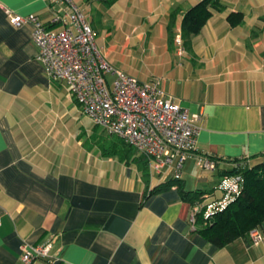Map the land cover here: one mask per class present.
Segmentation results:
<instances>
[{
    "label": "crops",
    "instance_id": "0c3cea01",
    "mask_svg": "<svg viewBox=\"0 0 264 264\" xmlns=\"http://www.w3.org/2000/svg\"><path fill=\"white\" fill-rule=\"evenodd\" d=\"M73 1L109 65L141 82L160 78L166 96L200 114L179 177L184 191L218 198L233 160L264 163V0H221L186 41L182 19L201 0ZM66 8L64 0H0V264H23V244L48 240L57 259L31 264H264V241L218 248L197 232L190 202L169 186L172 168L151 173L148 163L145 181L134 163L101 155L95 138L108 135L47 74L32 27L12 26L5 12L35 14L58 31L51 21ZM208 157L214 170L199 166Z\"/></svg>",
    "mask_w": 264,
    "mask_h": 264
},
{
    "label": "built area",
    "instance_id": "2783aa9c",
    "mask_svg": "<svg viewBox=\"0 0 264 264\" xmlns=\"http://www.w3.org/2000/svg\"><path fill=\"white\" fill-rule=\"evenodd\" d=\"M67 8L52 19L62 25L53 30L35 14L19 15L5 10L8 22L14 27L30 25L32 39L37 47L36 58L43 64L53 81L63 83L78 103L81 111L104 134L117 137L145 157L151 173L161 174L172 168L179 179L181 168L194 150L199 132L200 114H190L171 96H166L160 78L141 82L127 73L113 68L96 45V32L83 11L73 0H64ZM175 42L181 45L180 35ZM199 166L214 170L215 162L200 158ZM241 173L220 177L215 191L202 196L192 207L191 221L197 213L204 220L223 212L243 190ZM249 242L258 245L264 241L260 227L247 234ZM50 240L39 244H23L20 261L31 264L35 260L54 261Z\"/></svg>",
    "mask_w": 264,
    "mask_h": 264
},
{
    "label": "trees",
    "instance_id": "16d2710c",
    "mask_svg": "<svg viewBox=\"0 0 264 264\" xmlns=\"http://www.w3.org/2000/svg\"><path fill=\"white\" fill-rule=\"evenodd\" d=\"M115 1L105 0V5L110 6ZM222 9L221 0H201L198 2L185 13L182 19V39L186 41L198 35L212 13ZM234 16H237V18L234 19ZM228 19L230 24L234 25L240 22L241 15L231 13ZM171 28L172 25L168 27L170 37L172 36ZM95 141L103 157L117 155L121 160H125L126 163H134L141 172L143 179L145 181L148 180V161L141 155L135 156L136 152L133 148L119 138L109 135H97ZM209 159L216 163L215 159ZM232 162L234 167L221 173V176L241 173L244 183L240 196L226 210L214 215L211 219L204 220L200 212L195 214L193 221L197 232L206 241L218 248L237 238H245L250 230L260 227L262 222H264V163L248 167L241 164L239 160H233ZM169 184V186L171 184L177 185L180 196L189 201L191 207L201 202L203 193L184 191L179 179L173 178ZM159 187L154 190L159 189Z\"/></svg>",
    "mask_w": 264,
    "mask_h": 264
}]
</instances>
